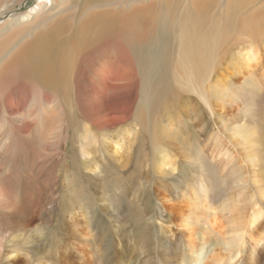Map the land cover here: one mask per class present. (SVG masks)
<instances>
[{"label": "bare ground", "instance_id": "bare-ground-1", "mask_svg": "<svg viewBox=\"0 0 264 264\" xmlns=\"http://www.w3.org/2000/svg\"><path fill=\"white\" fill-rule=\"evenodd\" d=\"M71 1H74L71 9L55 12L58 3L64 0H36L29 11L14 16L11 12L22 0H0V115L4 113L7 122L0 126V264L4 260L8 264H74L70 255L66 256L71 250L67 245L61 258L55 255L52 260L51 254L44 251H37L31 258L26 253L27 257L22 258L20 251L9 250L8 243L22 240L24 228L37 220L48 223L54 210L48 208L49 175L31 174L23 166H17L16 173L5 175L3 170L8 161L21 154L29 155L30 150L36 153L40 150L52 158L45 143L58 146L54 151L62 153L66 137L64 144L60 142L68 125L77 127L76 140H86L89 129L69 119L74 106L94 126L122 124L133 109L134 86L148 82L146 88L151 94L152 79L142 80L145 70L152 71L151 67L173 44L178 46L175 75L179 85L195 94L211 113L215 106L229 108L235 97L231 89L224 85L206 88L210 75L205 72L196 76L195 65L198 71L204 70L196 59L200 60L205 50L211 58L217 55L218 42L228 45L231 32L251 37L252 41L263 32L256 24L264 19V13L254 11L241 18L248 0H229L225 26H219L223 29L218 36L205 31L209 20L206 8L211 0H190L194 13H184L177 28L172 14L157 9L151 0ZM99 1L106 3L101 6ZM256 42L242 47L237 41L235 67L240 71L242 88L249 84L262 91L264 64ZM256 71L260 72L258 79ZM111 95L119 100L107 104ZM214 100L218 102L214 104ZM10 121L18 124V145L13 142ZM245 131L240 127L233 136L226 137L227 143L211 136L210 155L214 162L210 161V167L219 180L221 201L215 206L204 187L201 195L193 194L191 209L202 210L204 221L200 215H195L194 220L191 217L183 220L181 228L188 229L178 245L180 252L174 264H238L248 247L249 264H257L263 256L259 247L264 235L257 237L255 232L264 218L260 205L264 196L255 187L259 174L258 178L254 174L262 160L257 155L256 133ZM115 145L114 152L118 154L122 146L119 142ZM86 147L81 148L82 153ZM159 159L162 165L170 163L167 154L162 153ZM37 230L35 239H42L43 228ZM66 230L70 239L84 241L76 222ZM122 252L117 254L116 264H133L134 258ZM84 259L79 256V260Z\"/></svg>", "mask_w": 264, "mask_h": 264}, {"label": "rangeland", "instance_id": "rangeland-1", "mask_svg": "<svg viewBox=\"0 0 264 264\" xmlns=\"http://www.w3.org/2000/svg\"><path fill=\"white\" fill-rule=\"evenodd\" d=\"M211 1L206 8L209 20L205 31L211 36H218L223 29L219 26H225L230 2ZM248 1L250 4L246 12L240 14L241 18L252 15L254 11L264 13V0ZM99 2H102L101 6L106 3ZM151 2L156 4L157 9L172 14L176 20L175 28L184 13H194L190 0ZM35 3L36 0H22L11 14L16 16L29 11ZM58 4L55 12L72 7L74 1L64 0ZM256 27L263 28V34L259 33L253 39L260 47V61L263 65L264 19L257 22ZM231 34L233 36L228 45L218 42V53L213 58L208 56L207 50L200 60L194 58L204 68L198 71L195 65L196 76L200 77L205 72L210 75L206 88L214 89L224 85L231 89L235 97L230 101L229 108L223 110L215 106L211 113L195 94L179 85L175 75L178 46L173 44L169 45L168 53L162 55L151 67L152 71L145 68L142 80L152 79L151 94L146 88L148 82H139L134 86L131 97L133 109L122 124L116 127L94 126L74 106V110L69 112V119H75L89 129L90 135L86 140H76L77 127L68 125L65 126V134L60 142L64 144L66 137L62 153L54 151L58 146L45 143L44 147L53 154L52 158L46 157L40 150L37 153L30 150L29 155L21 154L14 161H8L3 170L5 175L11 171L12 174L16 173L17 166L28 168L31 174L49 175L48 208L54 210L48 223L37 220L24 228L21 232L22 240L8 243L9 250L20 251L22 258H26L27 254L31 258L37 251H44L51 254L52 260L55 255L61 258L67 245L71 250H68L66 256L70 255L74 264H116L117 254L123 250L134 258L133 264H174L180 252L178 245L188 229L180 225L184 219L191 217L194 220L195 215L203 212L191 209L194 204L193 194L201 195L204 187L215 206H219L221 201L219 180L210 167V152L213 148L211 136L219 137L227 143L226 137L233 136L240 127L246 129L245 133H256L259 144L257 155L262 161L259 160L261 164L254 169V174H259L260 178L255 187L260 188L264 196V81H261L263 85L260 83L262 91L249 84L242 88V77L238 67H235L239 51L235 44L238 41L244 47L253 41L251 37L242 36L238 32ZM230 51L232 55H228ZM259 75L260 72L256 71V79ZM116 100H119L118 97L111 95L106 103ZM0 116V126L3 127L7 124L5 114L1 113ZM10 122L14 129L13 142L15 140L18 145V124ZM116 142L122 146L118 154L114 152ZM82 147H86L83 153ZM162 153L170 157L169 164H161L159 157ZM260 205L264 209V198ZM218 215L223 216L221 213ZM200 217L204 219L202 215ZM75 222L84 241L70 239L67 234V226ZM260 222L255 232L257 237L264 235V218ZM39 227L43 228L45 236L36 240ZM249 249L243 252V258L238 264L250 263ZM259 250L264 253V240ZM79 256L85 259L81 261ZM263 263L264 254L257 264ZM1 264H8V261L4 260Z\"/></svg>", "mask_w": 264, "mask_h": 264}]
</instances>
